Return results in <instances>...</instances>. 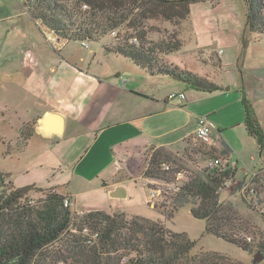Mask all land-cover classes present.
Here are the masks:
<instances>
[{
  "label": "rangeland",
  "instance_id": "obj_1",
  "mask_svg": "<svg viewBox=\"0 0 264 264\" xmlns=\"http://www.w3.org/2000/svg\"><path fill=\"white\" fill-rule=\"evenodd\" d=\"M18 1L0 0V3L16 4ZM22 1L25 2V0ZM130 4V1H126V11ZM246 8L245 0H198L190 5L189 15L180 21L175 18H166L159 10L152 7L150 9L149 6H146V9L149 10H146L144 14H141V10L144 8H135L130 18L136 16V21L132 22L131 27L123 26L120 31V38L145 32L148 39L175 38L180 40L179 48L163 54L162 59L182 70L217 83L223 86L226 91L225 95L209 96L173 77L159 75L160 79L153 80V88L159 93L161 99L168 97L166 104L161 102V110L166 107H174V110H166L159 116L163 127L165 124H169L175 128L165 135L166 138L161 139L176 141L172 147L175 151L165 150L171 156L169 165L173 168V172L177 169L184 171V180L190 174L197 172L199 166L204 167L205 163L207 164L205 159L209 157L205 155L206 153L202 154L208 144L197 139L194 134L189 137V142L185 143L184 141L186 134L188 135L194 130L196 117L211 113L207 116L213 124V132L218 135L217 125H223L219 123V120L224 121L230 113L233 116H240L243 120L239 126L223 132L225 137L232 139L235 138V134H238L239 130L245 131L244 97L259 116L264 115V32H250L247 29L245 25ZM26 10L28 9L22 6L28 23H31L32 28H29L28 31L33 35V38L43 46L49 43L55 46V38L50 41V38L44 35L49 30L35 21L32 22L29 19L30 11L28 13ZM115 42H117L115 38L107 36L100 40L90 41L89 46L96 53L93 55L89 48H84L85 46H81L78 41H71L66 44L62 53L70 56L84 69L94 57L96 63L94 67H107L110 74L123 69L121 75L129 76L131 72L126 68V65H135L121 55L106 51L108 43ZM47 46L49 47L46 48H51L52 45ZM148 83L150 82L148 81ZM171 92L177 94L184 92L187 99L170 98ZM10 93L12 98L14 97L13 102L15 98L22 99L23 97L20 86L15 84L11 86ZM14 94L15 96H13ZM6 98L7 102H10L8 94H6ZM8 109L7 106L6 111H9ZM204 110L207 114L203 112ZM20 126L21 124L9 113L5 112V116L0 115V169L9 177L14 188L26 185L34 186L35 182L37 188L42 190L54 189L60 194H66L67 191L73 193L76 206L72 203V207L75 211L80 212L77 214L100 210L108 214L122 213L126 219L140 216L162 224L166 228V232L185 233L190 240L195 241V244L187 257L178 264H199L200 260L206 259L207 256L210 259L219 258L218 264H264V251L261 260L254 261L257 247L253 252L244 251L235 244L205 233L206 222L191 215L189 204L180 207L171 217L164 215L163 213L168 207H161L158 204H168L171 187L168 188L161 182L150 181L151 186L164 190V195L155 199L157 204L151 205L147 188L148 181L141 176V167L133 169V172L129 174L132 178H128L125 176L124 170L118 168L113 160L102 170L99 177L83 176L82 170L72 166L68 167L61 162L59 155L62 153L56 151V147L53 148L54 151L48 149L40 152L34 141L30 144L31 149L23 151V148L18 147L22 142L19 141V128L22 127ZM78 143L81 149L78 147ZM88 143L85 137L81 138L80 142L77 141L74 146L70 145L72 148L70 152H76V149L73 148H79L81 156L87 149ZM56 155L59 157H57V161ZM77 155L71 153L72 158ZM173 172L171 173L173 174ZM112 180L117 183L113 184L114 187L120 185L126 189L124 197H111L105 190H99L103 183L109 181L111 184ZM62 183H67L69 187L66 189L65 184ZM235 187L238 188L239 185H235ZM230 189L232 190L227 187L220 190L218 198L223 204L231 205L237 217L240 218L234 222V225L246 228L242 234L246 238H250L249 240L252 242L254 241V244L263 241L264 191L258 197L259 203L252 208L242 200L240 192L238 193L237 190L231 192ZM83 190L86 192L80 193ZM31 194L35 200L43 199L42 193L33 192ZM155 204L158 205V208H155ZM81 224V222L74 223L71 230L73 234L67 233L68 235L48 247L46 252L50 260L78 264V260L86 256L92 262L93 250H98L99 257L93 261L96 264H128V260L134 258L136 250L142 249L140 245L143 236L133 232L129 224L128 229L117 230L118 234L112 246L102 247L98 243L93 245L94 247L83 246L76 240V236L79 235L76 229ZM92 230L97 231L93 228ZM219 256H223L224 259ZM201 264H212V260Z\"/></svg>",
  "mask_w": 264,
  "mask_h": 264
},
{
  "label": "trees",
  "instance_id": "obj_2",
  "mask_svg": "<svg viewBox=\"0 0 264 264\" xmlns=\"http://www.w3.org/2000/svg\"><path fill=\"white\" fill-rule=\"evenodd\" d=\"M126 1L131 3L128 11L125 10ZM195 1L198 0H27L28 3L25 0L32 19L66 43L78 41L83 46V42H86L88 47L90 41L100 40L105 36L111 38V32L116 30L117 36L112 38L117 42L108 43V53L129 59L148 75L173 77L196 90L212 94L223 88L162 59L163 54L179 48L180 40L148 39L145 32L120 38L123 26L131 27L132 22L136 21V16L130 18L135 8H144L141 10V14H144L149 10L146 6H149L150 9L152 7L159 10L166 18L180 21L189 15L190 5ZM245 2L247 29L250 32H264V0ZM133 39L136 41H132ZM175 94L177 97L178 94ZM244 108L246 130L260 147L264 142V132L245 97ZM32 131L33 126L25 124L21 133L26 137ZM205 148L202 154L209 156L205 159L206 162L219 158L214 146L208 145ZM170 158L164 148L151 151L142 173L143 178L148 181L149 191L155 188L149 184L150 181L171 187L168 204H158L168 207L163 214L171 217L180 207L189 204L191 215L206 222L205 233L235 244L244 251L253 252L257 247L256 251L263 253L264 240L256 244L247 240L242 234L246 228L234 225L240 218L233 207L219 201L220 190L233 188L230 184L234 182V169L222 165L212 168L205 163L204 167L199 166L197 172L190 174L185 180H177L174 172L181 169L173 172L171 168L172 174L163 167L164 164H171ZM253 181L254 185L244 187L241 192L242 200L252 208L259 203L258 197L264 191L261 188L264 186V176L256 177ZM33 192L42 193L43 199L35 200L31 194ZM163 193L164 190H161V196ZM65 198L70 200L68 195L60 194L54 189L42 190L31 185L14 188L9 177L0 169V264H69L67 261L50 260L46 251L67 233L73 234V224L78 222L82 224L76 229L79 234L75 235L76 240L88 247H94L97 243L102 247L112 246L117 230L127 228L128 224L133 232L141 234L142 249L136 250L134 258L129 259L128 264H178L194 247L195 241L190 240L185 233L166 232L162 224L148 218L134 216L126 219L122 213L108 214L100 210L77 214L80 212L73 209L71 200L70 205H64ZM156 204L155 208L158 206ZM90 227L98 233L93 243L82 233L83 228L95 231ZM93 254L94 261L99 257L98 250H93ZM219 257L224 259L223 256ZM218 259L207 256L199 264L208 260H212V264H218ZM92 262L86 256L78 260V264H96Z\"/></svg>",
  "mask_w": 264,
  "mask_h": 264
},
{
  "label": "crops",
  "instance_id": "obj_3",
  "mask_svg": "<svg viewBox=\"0 0 264 264\" xmlns=\"http://www.w3.org/2000/svg\"><path fill=\"white\" fill-rule=\"evenodd\" d=\"M22 6L27 9L22 0L16 4L0 3V115L5 116L7 112L22 127L25 124L33 126V131L26 137L21 133L20 126L19 141L22 142L18 147L27 151L34 141L40 152L56 147V151L62 153L59 155L61 162L82 170L83 176L99 177L102 170L115 160L128 178H132L129 174L133 169L140 167L142 176L145 160L151 151L157 148L175 151L172 148L175 140L161 139L175 128L169 124L163 127L159 118L166 110H174V107L161 110V102L166 104L168 97L161 99L153 88V80L160 79L159 75H148L130 65H126L131 72L129 76L121 75V68V71L110 74L107 67H94V57L84 69L62 53L67 43L50 31L45 29L47 32L44 35L50 41L55 38V46L49 43L51 48H46L49 44L43 46L33 38L28 31L32 28L31 23H28ZM29 19L34 21L31 16ZM84 48H89L96 55L89 43ZM13 84L20 86L23 93L22 99L15 98L14 102L10 93ZM221 87L222 91L207 95H225L226 91ZM5 93L9 95L10 102H7ZM180 99H187L185 93L184 98ZM7 106L9 111H6ZM203 112L207 114L205 110ZM255 114L264 132V115ZM242 120L240 116L230 113L224 121L219 120L223 125H217L218 135L215 132L211 135L212 146L223 165L234 169V187L230 190H237L238 193H241L240 188L246 186L251 173L260 171L264 176V142L259 147L246 127L245 131L239 130L235 138L229 139L223 135L225 130L239 126ZM193 134L194 130L186 134L185 143ZM84 137L89 142L84 154L80 156L79 143V148H73L76 152H70V145L74 146ZM71 153L78 155L72 158ZM62 184L66 189L69 187L67 183ZM111 184L106 181L99 190L108 193L120 186L114 187L113 184L117 183L113 180ZM33 185L37 187L35 182ZM83 192L86 190L80 193ZM63 195H68L76 206L73 193L67 191Z\"/></svg>",
  "mask_w": 264,
  "mask_h": 264
},
{
  "label": "built area",
  "instance_id": "obj_4",
  "mask_svg": "<svg viewBox=\"0 0 264 264\" xmlns=\"http://www.w3.org/2000/svg\"><path fill=\"white\" fill-rule=\"evenodd\" d=\"M111 36L112 37H116L117 36V31L116 30L112 31L111 32ZM132 41L135 42L136 40L133 39ZM83 46L87 47L86 42H83ZM175 96H176L175 93H171L169 97L173 98ZM178 96L181 97V98H184V94L183 93L178 94ZM211 133H212V123L210 122L208 116L199 115L198 117H196V125H195V129H194V135L197 137V139L201 140L202 142H204V143H206L208 145H213V139H212ZM207 165L209 167H212V168H215V167H217L219 165L224 166L223 163H222V159H220V158L209 159L207 161ZM163 167H164V170H167V171L171 170V166L168 165V164H164ZM261 175L262 174H261L260 171L251 173V177L248 180L246 186H244V187L254 185V181L253 180L256 177L258 178ZM174 176H175V178L177 180H181L183 178V176H184V171L177 170L176 172H174ZM151 182H155V181H151ZM230 185L232 187H234L233 184H230ZM240 191L242 192L243 188H240ZM149 197H150L151 205L154 204L155 203V199L156 198L158 199V198L161 197V189L159 187H155V188L151 189L149 191ZM70 204H71L70 200L68 198H65L64 199V205L68 206ZM82 233L85 236H88V241L90 243H93L95 241V239L98 237V233L96 231H90L88 228H83L82 229ZM247 239L249 240L250 238H247Z\"/></svg>",
  "mask_w": 264,
  "mask_h": 264
},
{
  "label": "water",
  "instance_id": "obj_5",
  "mask_svg": "<svg viewBox=\"0 0 264 264\" xmlns=\"http://www.w3.org/2000/svg\"><path fill=\"white\" fill-rule=\"evenodd\" d=\"M42 122H43V119H42ZM108 193L111 197H115V198H121L126 195L124 187L122 186H117L114 189L110 190ZM262 257H263V254L261 252H257V254L254 255V261L261 260Z\"/></svg>",
  "mask_w": 264,
  "mask_h": 264
}]
</instances>
